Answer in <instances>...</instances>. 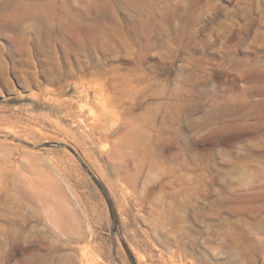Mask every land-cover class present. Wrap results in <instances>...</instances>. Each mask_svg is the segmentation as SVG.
Returning a JSON list of instances; mask_svg holds the SVG:
<instances>
[{
	"label": "rangeland",
	"instance_id": "374dc122",
	"mask_svg": "<svg viewBox=\"0 0 264 264\" xmlns=\"http://www.w3.org/2000/svg\"><path fill=\"white\" fill-rule=\"evenodd\" d=\"M0 264H264V0H0Z\"/></svg>",
	"mask_w": 264,
	"mask_h": 264
},
{
	"label": "bare ground",
	"instance_id": "6f19581e",
	"mask_svg": "<svg viewBox=\"0 0 264 264\" xmlns=\"http://www.w3.org/2000/svg\"><path fill=\"white\" fill-rule=\"evenodd\" d=\"M82 254H83V253H82ZM83 255H84V254H83ZM83 255H82V256H83ZM84 256H85V255H84Z\"/></svg>",
	"mask_w": 264,
	"mask_h": 264
}]
</instances>
